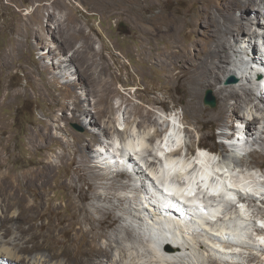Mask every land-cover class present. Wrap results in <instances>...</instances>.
I'll list each match as a JSON object with an SVG mask.
<instances>
[{
	"label": "bare ground",
	"instance_id": "bare-ground-1",
	"mask_svg": "<svg viewBox=\"0 0 264 264\" xmlns=\"http://www.w3.org/2000/svg\"><path fill=\"white\" fill-rule=\"evenodd\" d=\"M238 1L241 2L225 4L221 7L220 14L224 16L225 21L221 22L216 17L208 18V42L201 48L197 45L200 48L199 52L194 59L188 60L187 63L190 56L188 48L180 45L179 40L174 38L175 32L179 31V24L176 23L178 20L165 14L152 15L150 19L153 27L146 33L149 40L165 41L172 46L173 50L169 52L167 49L162 57H157L158 53L154 52L153 60L150 62L164 69L170 80L179 79L190 86L188 106L198 123L209 122L213 119L223 122L230 113L236 118L232 123L234 127L231 132L226 138L224 137L230 153H226V157L216 165H213V161L209 158L206 159L207 163L200 162L203 156L207 157L206 154L198 157L196 160L198 162L194 163L174 159L178 156L171 155L172 152H175L172 148L168 149L170 155H167L165 148L173 146L171 141L164 140L161 145H154L156 136L160 132H153L151 129V126L157 125L159 121L152 109H144L139 105L132 104L130 99H127L121 101L120 107L125 108V112L129 116L124 113L121 120L108 115L111 96L117 89L113 90L111 80L101 75L104 72L102 71L104 67L98 75H94L93 70L97 64L94 59L95 53L90 51L91 46L85 50H79L76 54L85 55L86 62L76 63L74 61L76 55H66L56 62L61 69L60 76L73 78L78 70L86 73L83 76L86 85H88V89H85L88 98L85 101L89 102V97L96 99L93 104L96 113L93 116L90 114L92 110L87 108L82 110L78 107L75 110L76 118L80 119L85 115H91V122L98 125L106 135L117 127H115V122L121 124L123 121V124H127V126L136 125V128H132V130L129 126L125 129L129 134L124 137V141L127 143L125 152L121 156L109 151L113 146V142L110 141L103 142L102 146L99 145L98 154V150H93L91 146V141H98V137L96 134L87 132L84 136L75 137L71 149L64 147L65 153L60 157L61 164L67 161L73 172L78 175V182L95 183L98 179L111 181L110 187H104L103 193L99 192L96 195L101 201L117 198L121 205H125L121 209L120 218L123 222L118 230L121 234L116 233L112 237L110 236L106 246L97 244L102 235L97 232V226L92 227L91 230L75 229L71 238H63L64 233L72 230L71 226L68 227V222L70 220L80 222L77 218L78 212L86 208L76 199L83 201L92 197L84 193L82 187H80L79 195H75L73 192L78 189V186L73 178L68 186L72 192L69 197L71 215L63 216L54 225H38V212L36 211H39L49 199V191L52 189L51 182L55 178L54 171L58 167L60 168V165L48 161L47 164L43 163L39 169L30 172L24 171L16 177L10 172L0 174V205L4 204V209L7 211L15 209L14 213L8 215L0 208L2 211L0 213V264H197L187 254L192 250L195 251L197 261L202 264H222V260L218 257L225 248H231L239 243L238 235L254 239L252 229L257 223L253 225V219L259 217V214H261V219L264 218V210L255 203L257 201L264 203V200H262L263 196H257L254 200L251 195H244L242 189L249 192L246 188L247 185L254 190H264V188H257L260 184L264 186V87L259 85L258 89L255 88L250 72L252 67L245 63L243 57L239 59V50H233L236 58L231 59L229 50L232 49V45L229 42L230 38L239 42L240 36L243 35V43H250L252 47L251 52L246 49V54L248 56L255 55V63L264 66V47H262V45L264 46V31L262 30L263 33H261L259 29H264V12L260 6L261 4L264 6V0ZM139 2L141 4L143 0H139ZM250 10L257 13L255 21L249 20L246 16ZM256 23L258 25L255 29L254 24ZM56 30L61 34V27H56ZM235 33L242 34L236 37ZM77 34L82 35L83 31L74 32L72 36ZM259 36L261 37L258 38ZM51 51L52 49H50ZM146 53L143 50V54ZM177 59H182L185 65L182 67L185 68V71L179 74H175L174 67H171V64ZM0 60L4 68L9 70L11 52L8 47L0 51ZM237 61L242 64L243 68L235 65ZM239 70L243 73L240 74ZM244 72L248 74L245 75ZM228 73L234 75L238 80L246 76L245 81L249 80L252 89L246 85L238 87L233 85L230 88L219 87ZM258 73L262 79L264 73L258 71L256 75ZM73 79L68 82L72 83L75 81ZM207 88L215 89V94L220 101L217 114L211 113L202 104L203 93ZM74 96L76 103L79 105L84 103L77 93ZM102 117L107 119L102 121ZM244 124H246V130H244ZM6 125L7 121L0 115V168L8 166L6 159L9 156V146ZM85 125L86 123H84ZM154 129L156 130L157 127ZM224 129L226 130V128ZM119 130L118 128L117 131L119 132ZM119 133L123 135L122 131ZM188 133L192 136L189 129ZM234 133L235 137L231 139ZM241 133H245L246 137L241 136ZM173 135L174 142L180 143L179 141L183 140L182 131H175ZM221 135L225 136L226 133L223 132ZM43 136L49 140L55 138L49 128L47 132L43 133ZM150 157H154L156 160H151ZM142 159L147 161L146 166ZM118 160L125 161L128 164L126 166H130L133 172L130 173L129 168L124 166L118 169ZM92 162L94 165H91ZM95 163L105 165V169L109 170L106 171L103 166L101 168ZM252 164H256V168ZM215 166L220 170L213 169ZM171 167H175L177 174L183 175L187 183L194 185L193 191L195 192H188L181 184H177L170 176L168 177L173 172ZM97 168L100 169L97 170ZM225 171L229 173L231 179L233 178L231 183L235 182L229 191L232 194L235 193L234 195L238 194V198L247 205L243 206L247 216L234 211L236 210L235 203L216 194V190L219 191V185H221L218 184V177H223ZM109 173L114 174V177H110ZM258 174L261 178L256 177ZM163 175L164 179L161 182L159 176ZM124 176L128 178V181L120 180ZM201 178H205V180H201ZM61 180L64 183L65 177L61 176ZM135 182L141 187L137 186ZM92 187L98 188L95 184H92ZM140 188L142 189L138 190ZM115 189H120L121 192L119 191L118 194ZM152 190L156 192V196L151 194ZM140 191L143 192L144 197L140 195ZM261 193L259 191V195ZM221 194L223 193L221 192ZM147 196L150 202L147 200ZM31 197H34L33 202L30 201ZM134 201L139 202V210L133 206ZM224 202L227 203V206L222 207ZM232 208L233 212H231ZM94 209L99 214V222H107L111 217L110 211L115 209V205L106 207L98 204ZM112 222H119V219L112 220ZM168 229L179 239L178 241L174 238L170 240L167 238L168 235L164 232ZM229 236H234V239L229 240ZM132 238H135L136 243L131 247L124 244L125 241ZM220 239L229 241L227 244H223ZM254 241L255 243L253 242L252 245L254 248L264 247V243L256 239ZM250 244L248 243V245ZM245 249L248 252L243 251V259L248 262H258L259 256L255 255L250 247L246 246ZM113 250L118 252L114 253ZM175 253H178V257L171 256ZM227 253L229 252L227 251ZM233 255L235 257L237 254L234 253L231 256ZM224 264H243V262L230 263L227 261Z\"/></svg>",
	"mask_w": 264,
	"mask_h": 264
},
{
	"label": "rangeland",
	"instance_id": "rangeland-1",
	"mask_svg": "<svg viewBox=\"0 0 264 264\" xmlns=\"http://www.w3.org/2000/svg\"><path fill=\"white\" fill-rule=\"evenodd\" d=\"M239 2L241 1L143 0L141 5L139 0H0V51L8 47L11 52V67L9 70L4 68L0 60V115L7 121L9 146V156L6 159L8 166L0 168V174L10 172L16 177L24 171H35L43 163L47 164L48 161L60 165V168L58 167L54 171L55 178L51 182L52 189L49 191V199L39 211H36L38 212V225H54L63 216L68 217L71 215L69 197L72 192L68 186L72 178L75 179V184L77 183L78 186V189L73 192L75 195H79L80 187H82L83 192L93 198L90 197L83 201L76 199L86 208L78 212L77 218L80 222H72L74 220L68 222V227L71 226L70 229L72 230L64 233L63 238H71L75 229L91 230L92 227L97 226V232L102 234L97 244L98 246H106L114 234H121L118 230H120L121 222H123L120 218L121 209L125 206L121 205L117 198H110V201H101L97 197L99 192L103 193L104 187L111 186V181L98 179L95 183L78 182V175L73 172L67 161L61 164L60 157L65 153L64 147L71 149L75 137L84 136L87 132L97 135L98 141L92 140L91 146L93 150H98V154L100 151L98 149L99 145L102 146L103 142L110 141L113 142V146L109 151L121 156L125 152L127 142L124 141V137L129 134L125 129L129 125L123 124V121L121 124L115 122V127H117L112 129L109 134H104L98 125L91 122V115L93 116L96 113L93 106L96 99L89 97V102L86 103L85 101L88 98L85 93L88 85H86L83 78L86 73L78 70L73 76V78L76 77L75 79L62 78L60 76L61 69L56 62L66 55H76L79 50H85L91 46L90 51L92 50L91 52L95 53L94 59L97 64L93 70L94 75H98L104 67L102 70L104 72L101 75L111 80L113 90L117 89L111 96L109 116L122 120L126 112L125 108L120 107V103L122 100L130 99L132 104L139 105L147 110L152 109L155 115L158 116V124L151 126L153 132H160L156 136L154 145H161L164 140L171 141L172 145H179L181 151L171 153L172 156H178L173 157L177 160L194 163L198 162L196 161L198 157L206 154L207 157L203 156L201 163H207L206 159L208 158L219 162L226 157V153H230L225 138L234 127L232 123L236 118L230 113L223 122L213 119L209 122L198 123L188 106L190 86L179 79L170 80L164 69L150 62V60H153L152 55L154 52L158 53L157 57H162L167 49L169 52L173 50L172 46L165 41H151L147 38L146 33L153 27L150 19L152 15L165 14L178 20L179 23H176L179 24V31L175 32V36H173L179 40L180 45L188 48L190 56L186 61L187 63L188 60L194 59L200 48L208 42V18L216 17L221 22L222 20L225 21L224 16L220 14L221 7L225 4ZM260 6L264 12V6L262 4ZM246 14L249 20L255 21L257 17L255 11L250 10ZM261 21L263 22V20ZM257 25V23L254 24L255 29ZM58 26L62 28L61 34L56 30ZM259 29L263 33L264 29ZM79 31H83V34L72 36L74 32L78 33ZM241 34L235 33V36ZM242 36H240L239 42L235 41L234 38H230L229 43L232 45V49L229 50V53L232 60L233 57L236 58L233 50L240 51L239 59H242V57L245 59L248 56L246 49H249V52L252 51L251 44L243 43ZM50 49H52L51 52ZM143 50L147 53L143 54ZM75 59L74 61L79 64L87 61L85 55H76ZM180 60L182 59H177L171 64V67H174L175 74L185 71V68H182L185 66L184 61ZM237 63L235 65L243 68L242 64ZM230 67L232 68V66ZM241 72L239 70L240 74L243 73ZM250 72H252V68H250ZM247 74L246 72L245 75ZM256 76L258 79L261 77L259 73ZM245 77L239 80L236 78L237 82L235 83H228L231 78H235L234 75L228 73L219 87L230 88L233 85L237 87L246 85L252 89V84L249 80L245 81ZM71 79L75 81L68 82ZM255 88L258 89L259 85H256ZM208 90L212 91L216 99L217 105L214 108L205 104ZM75 93L81 97L84 103L80 105L76 103ZM202 104L208 111L217 114L220 101L217 94H215V89L207 88L204 91ZM78 107L82 110L86 108L92 110L91 115H85L80 119L76 118L77 112L75 110ZM171 115L173 117H170ZM126 116L129 115L126 113ZM106 119V117L101 118L102 121ZM84 123H86L85 126ZM170 126H173L170 134L165 135ZM48 128L55 136L52 140L45 139L43 136ZM118 128L120 129L119 132H123V135L117 131ZM129 128L132 130V128H136V125H131ZM188 129L191 131L192 136L189 135ZM175 131H182L183 140L179 141L180 143L173 141ZM223 132L226 133L225 136L221 135ZM234 137L235 133L231 139ZM200 146L208 148L206 150L209 152L198 150ZM139 149L142 150V148ZM149 159L156 160L154 157ZM142 161L145 166L148 164L146 160L142 159ZM95 164L100 167L103 166L106 171L109 170L105 169V165ZM158 164L159 161L157 166ZM91 165H94L93 162ZM252 165L256 168V164ZM120 167L121 165L118 164L117 168L120 169ZM99 169L97 168V170ZM213 169L217 171L219 168L215 166ZM171 171L173 172L168 177L170 176L177 184H181L188 192H195L193 191L194 185L187 183L183 175L177 174L175 167H171ZM129 172L131 173V171ZM225 173L227 172L225 171ZM61 176L65 177L64 183H62ZM109 176L114 177V174L109 173ZM125 176L121 177L120 180L128 181ZM225 176L223 174V177L227 178ZM114 183L116 184V182ZM234 183H231V185ZM92 184L97 185L98 188L94 189ZM137 186L141 187L138 184ZM119 191L121 192L120 189H115L118 194ZM140 195L143 196L142 191H140ZM33 198L31 197V202H33ZM98 204L106 207L115 205V209L110 211L111 217L107 222H99V214L94 209ZM3 205H0V208L8 215L15 212V209L5 210ZM255 205L264 210V203L257 201ZM133 206L139 210L138 201H134ZM231 212H233V208ZM259 215V217H254V222H252L253 225L257 223L252 229L253 238L264 243V218L261 219V214ZM117 218L119 222H112V220L116 221ZM167 238L178 240L175 235L172 236L171 234ZM254 239L250 238L251 246H246L250 247L255 255L259 256L258 262H248L243 259V251L248 252L245 249L246 246H235L237 249L235 247H232V249L225 248L218 257L222 260L220 262L224 264L227 261L230 263L242 261L243 264H264V247L254 248L252 246L255 243ZM134 240L135 238H132L128 240L130 243L125 241L124 244L131 247L132 244L136 243ZM221 243L223 242L221 241ZM113 251L114 253L118 252ZM160 251L163 253L162 250ZM234 253L237 255L235 257L234 255L231 256ZM187 254L190 255L191 260L197 264H202L197 261L194 250L188 251ZM171 256L178 257V253L171 254ZM223 259H225L224 262Z\"/></svg>",
	"mask_w": 264,
	"mask_h": 264
},
{
	"label": "water",
	"instance_id": "water-1",
	"mask_svg": "<svg viewBox=\"0 0 264 264\" xmlns=\"http://www.w3.org/2000/svg\"><path fill=\"white\" fill-rule=\"evenodd\" d=\"M237 82V79L236 78H231L228 83H235ZM205 104L207 106H210L211 108H214L216 107L217 103H216V99L215 97L213 96V93L211 90H208L207 93H206V97H205Z\"/></svg>",
	"mask_w": 264,
	"mask_h": 264
},
{
	"label": "trees",
	"instance_id": "trees-1",
	"mask_svg": "<svg viewBox=\"0 0 264 264\" xmlns=\"http://www.w3.org/2000/svg\"><path fill=\"white\" fill-rule=\"evenodd\" d=\"M214 144H215V140H214Z\"/></svg>",
	"mask_w": 264,
	"mask_h": 264
}]
</instances>
